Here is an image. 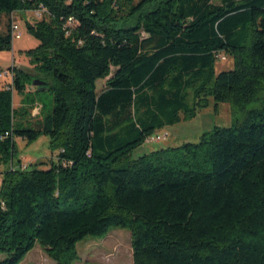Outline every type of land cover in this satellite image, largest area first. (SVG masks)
<instances>
[{"label": "trees", "instance_id": "trees-1", "mask_svg": "<svg viewBox=\"0 0 264 264\" xmlns=\"http://www.w3.org/2000/svg\"><path fill=\"white\" fill-rule=\"evenodd\" d=\"M42 10L47 20L25 23L38 42L25 52L31 68L11 66L0 89V264L36 244L73 264L79 242L112 229L130 233L133 264H264V0H0L9 19ZM220 54L233 69L215 74ZM210 99L241 117L129 158ZM41 135L57 152L49 168L21 167L14 138Z\"/></svg>", "mask_w": 264, "mask_h": 264}, {"label": "rangeland", "instance_id": "rangeland-1", "mask_svg": "<svg viewBox=\"0 0 264 264\" xmlns=\"http://www.w3.org/2000/svg\"><path fill=\"white\" fill-rule=\"evenodd\" d=\"M137 1V0H135ZM45 19L47 15L44 11H33L29 13H18V16H13L12 20L18 24L21 32L20 39L14 40L10 51L0 52V72L8 70L11 66H18L19 68L30 69L29 58L25 52L35 48L38 42L33 39L27 32L26 24H34L35 22ZM9 17L0 15V32H4L8 25ZM233 69V60L227 54H220L215 62V74ZM5 79V78H4ZM1 82V81H0ZM105 87V80L96 82V92L99 93ZM31 96V95H30ZM40 101L45 104L48 111L52 107V96L49 92L44 91L38 94ZM19 98H22L18 93L13 95V104L15 109L20 108L18 104ZM21 103V100L20 102ZM39 107L36 106L32 110V117L26 118L24 126L33 127L37 118H40ZM46 113V112H45ZM231 114V106L228 103H219L217 105L210 99L207 108L200 110L195 118L190 121L180 122L174 126L165 128L164 131H158L154 135L161 136L166 134V139L158 143H144L140 147L133 150L129 158L137 159L151 151L165 148L176 147L183 143L197 142L200 135L210 131L213 127H229L232 122L241 117ZM18 122V117L15 119ZM16 145V152L14 161L20 162L21 167L30 164H38L40 169H48V160L56 155L49 145V138L41 135L32 142L24 141L21 138H14ZM6 169L5 165H1L0 173ZM1 175V174H0ZM78 254V261L73 264H133L132 250L130 244V233L123 229H112L107 235L102 238L85 237L76 245ZM19 264H55L49 259L41 247L36 244L34 248L29 251L24 259Z\"/></svg>", "mask_w": 264, "mask_h": 264}, {"label": "built area", "instance_id": "built-area-1", "mask_svg": "<svg viewBox=\"0 0 264 264\" xmlns=\"http://www.w3.org/2000/svg\"><path fill=\"white\" fill-rule=\"evenodd\" d=\"M43 11V10H42ZM13 15L10 16L11 19V23H10V29H11V40L12 43L14 40L20 39L21 37V32L19 31V26L17 23H15L13 20ZM67 26L69 27H73L75 25V20L73 18H68L67 20ZM1 78H5L8 80V82L5 85V89H9L11 88L10 86H12V81H13V74L11 71L6 70L3 72H0V79ZM166 139V134H162L161 136L158 135H152L151 137H149L148 139H146L145 143H158L160 141H164ZM1 169V166H0ZM0 185H1V178H0Z\"/></svg>", "mask_w": 264, "mask_h": 264}, {"label": "water", "instance_id": "water-1", "mask_svg": "<svg viewBox=\"0 0 264 264\" xmlns=\"http://www.w3.org/2000/svg\"><path fill=\"white\" fill-rule=\"evenodd\" d=\"M32 87H36L38 91L42 92V91L46 90V83L35 79L32 82Z\"/></svg>", "mask_w": 264, "mask_h": 264}, {"label": "crops", "instance_id": "crops-1", "mask_svg": "<svg viewBox=\"0 0 264 264\" xmlns=\"http://www.w3.org/2000/svg\"><path fill=\"white\" fill-rule=\"evenodd\" d=\"M19 13H29V12H19ZM13 16H18V12H15V13H13L12 14ZM0 89H3V87L5 86V84L7 83V79H4V78H1L0 79ZM32 89V88H31ZM14 95V94H13ZM20 100H21V98H19V102H20ZM18 102V104H21V103H19ZM13 106H14V104H13ZM15 108V107H14ZM165 129H163V130H161V131H164Z\"/></svg>", "mask_w": 264, "mask_h": 264}]
</instances>
